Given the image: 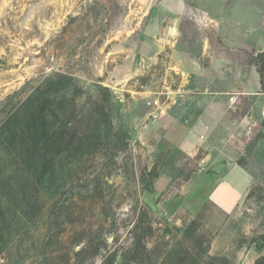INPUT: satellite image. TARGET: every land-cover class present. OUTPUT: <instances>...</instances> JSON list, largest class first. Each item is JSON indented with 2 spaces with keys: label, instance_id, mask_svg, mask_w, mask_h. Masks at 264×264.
<instances>
[{
  "label": "rangeland",
  "instance_id": "obj_1",
  "mask_svg": "<svg viewBox=\"0 0 264 264\" xmlns=\"http://www.w3.org/2000/svg\"><path fill=\"white\" fill-rule=\"evenodd\" d=\"M263 48L264 0H0V264H264Z\"/></svg>",
  "mask_w": 264,
  "mask_h": 264
},
{
  "label": "trees",
  "instance_id": "obj_2",
  "mask_svg": "<svg viewBox=\"0 0 264 264\" xmlns=\"http://www.w3.org/2000/svg\"><path fill=\"white\" fill-rule=\"evenodd\" d=\"M253 62L256 66V71L259 74L260 91L264 92V48L253 56ZM65 77L59 78L49 82L48 85H43L46 90L42 91L38 86L35 88V93L30 97L27 105L28 114L24 118L19 117L18 113L13 115L9 120L11 121V127L5 132L6 134L29 133L34 134L35 142L40 136H44L45 140L36 144V148L42 150L45 153L56 149V138L63 137V134H85L79 132L75 123V110L66 109L59 101V96L47 94V91L52 88H59L62 85ZM47 84V83H45ZM24 119L25 128H19L13 130L15 123ZM41 144V145H39ZM39 145V146H38Z\"/></svg>",
  "mask_w": 264,
  "mask_h": 264
},
{
  "label": "crops",
  "instance_id": "obj_3",
  "mask_svg": "<svg viewBox=\"0 0 264 264\" xmlns=\"http://www.w3.org/2000/svg\"><path fill=\"white\" fill-rule=\"evenodd\" d=\"M257 73H258V72H257ZM258 80H259V74H258ZM259 86H260V83H259ZM182 146H184V147H185V146H186V144H183V145H181V147H182Z\"/></svg>",
  "mask_w": 264,
  "mask_h": 264
},
{
  "label": "built area",
  "instance_id": "obj_4",
  "mask_svg": "<svg viewBox=\"0 0 264 264\" xmlns=\"http://www.w3.org/2000/svg\"><path fill=\"white\" fill-rule=\"evenodd\" d=\"M234 98H230L231 101H233Z\"/></svg>",
  "mask_w": 264,
  "mask_h": 264
}]
</instances>
